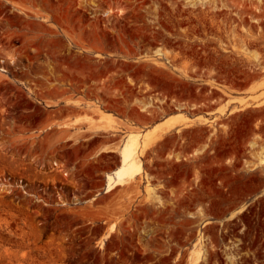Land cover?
Instances as JSON below:
<instances>
[{
  "label": "rangeland",
  "instance_id": "obj_1",
  "mask_svg": "<svg viewBox=\"0 0 264 264\" xmlns=\"http://www.w3.org/2000/svg\"><path fill=\"white\" fill-rule=\"evenodd\" d=\"M0 264H264V0H0Z\"/></svg>",
  "mask_w": 264,
  "mask_h": 264
},
{
  "label": "bare ground",
  "instance_id": "obj_2",
  "mask_svg": "<svg viewBox=\"0 0 264 264\" xmlns=\"http://www.w3.org/2000/svg\"><path fill=\"white\" fill-rule=\"evenodd\" d=\"M258 1H260V0H258ZM200 4L202 6L206 5V3L204 1L200 2ZM208 4H210V2ZM157 53L164 55V53L160 50ZM179 121H180V119L177 116H175L173 118L171 117V118L167 119L165 122H163L159 125H156L151 130V133H152V135L154 134L153 136L164 133V132L172 129L174 126H176L179 123ZM121 155H122V166L116 172H114V176L107 175V185H108L109 190L112 189L114 184H116L118 181H120L124 178H131L135 175L140 174V172H141L140 164L137 162L136 157H135V151L133 149V144H125L123 146V148L121 149Z\"/></svg>",
  "mask_w": 264,
  "mask_h": 264
}]
</instances>
